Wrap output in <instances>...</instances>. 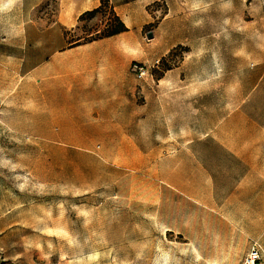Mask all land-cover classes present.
I'll return each mask as SVG.
<instances>
[{"label":"crops","instance_id":"1","mask_svg":"<svg viewBox=\"0 0 264 264\" xmlns=\"http://www.w3.org/2000/svg\"><path fill=\"white\" fill-rule=\"evenodd\" d=\"M45 1L23 0L24 10ZM163 1L168 13L155 23ZM110 2L127 31L71 40L67 32L101 0H59L53 24L24 36L26 45L49 49L26 72L39 80L40 138L150 140L166 174L159 185L169 189V202L174 196L183 204L185 249L211 264H220L221 245L235 259L254 245L264 257V58L224 51L219 34L215 50L204 35L198 51L172 64L173 49L188 42L175 37L186 16L173 13L185 12L188 0ZM135 63L147 66L144 76Z\"/></svg>","mask_w":264,"mask_h":264},{"label":"rangeland","instance_id":"2","mask_svg":"<svg viewBox=\"0 0 264 264\" xmlns=\"http://www.w3.org/2000/svg\"><path fill=\"white\" fill-rule=\"evenodd\" d=\"M188 3L185 12L173 13L186 16L175 37L188 42L173 49L172 64L198 51L204 35L215 50L219 34L224 51L248 50L257 61L264 58V0ZM154 10L158 23L167 3ZM58 14L59 0L33 11L24 10L23 0H0V264L214 263L185 249L183 204L174 196L169 202V189L159 185L158 177L166 174L154 162L150 140L40 138L45 116L39 80L26 72L49 49L26 45L24 36L35 25L37 33L47 30ZM112 20L108 9L67 35L84 41ZM221 247L220 264H245L252 250L235 259L225 253L227 245ZM255 264H264L263 255Z\"/></svg>","mask_w":264,"mask_h":264},{"label":"trees","instance_id":"3","mask_svg":"<svg viewBox=\"0 0 264 264\" xmlns=\"http://www.w3.org/2000/svg\"><path fill=\"white\" fill-rule=\"evenodd\" d=\"M111 9V12H113V20L111 23L107 24L105 29L103 31L99 30H92L90 33H88V37L84 39V43L92 42L97 39L111 37L117 34H120L122 32L127 31V27L124 24V22L117 16V14L114 11L113 6L111 5L110 0H101V6L93 11L86 12L80 17V21L85 20V18L88 17H95L106 10ZM80 44V43H78Z\"/></svg>","mask_w":264,"mask_h":264},{"label":"built area","instance_id":"4","mask_svg":"<svg viewBox=\"0 0 264 264\" xmlns=\"http://www.w3.org/2000/svg\"><path fill=\"white\" fill-rule=\"evenodd\" d=\"M133 70L140 76H144L147 73V68L145 65L135 63L133 65ZM261 251L257 247V245H254L250 253L248 254L246 258L245 264H255L257 261L261 259Z\"/></svg>","mask_w":264,"mask_h":264},{"label":"water","instance_id":"5","mask_svg":"<svg viewBox=\"0 0 264 264\" xmlns=\"http://www.w3.org/2000/svg\"><path fill=\"white\" fill-rule=\"evenodd\" d=\"M148 37H149L150 39L153 38V34L150 33V34L148 35Z\"/></svg>","mask_w":264,"mask_h":264}]
</instances>
